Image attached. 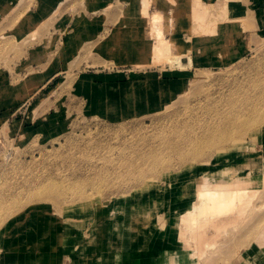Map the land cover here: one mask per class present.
<instances>
[{
  "label": "rangeland",
  "instance_id": "374dc122",
  "mask_svg": "<svg viewBox=\"0 0 264 264\" xmlns=\"http://www.w3.org/2000/svg\"><path fill=\"white\" fill-rule=\"evenodd\" d=\"M140 1L0 0V262L197 264L175 236L197 176L248 157L264 171L261 11L147 0L143 14ZM158 36L190 66L152 59ZM248 206L199 264H248L264 178Z\"/></svg>",
  "mask_w": 264,
  "mask_h": 264
},
{
  "label": "bare ground",
  "instance_id": "6f19581e",
  "mask_svg": "<svg viewBox=\"0 0 264 264\" xmlns=\"http://www.w3.org/2000/svg\"><path fill=\"white\" fill-rule=\"evenodd\" d=\"M140 2L142 3V8L140 9L142 10L141 13L146 14L148 6L147 4L149 2H147V0H141ZM192 12L195 18L197 17V19L200 21L203 20L202 11L200 12L196 9H193ZM158 14L160 15V13ZM156 18L158 17L156 16ZM151 53L152 59L156 61L166 60L168 63L174 64L180 69H184L191 64V58H188L186 62H183L182 58L185 55L183 53H173L171 50V45H169L167 41L161 39L160 37L154 43ZM254 118H257V116L255 115ZM249 121H243L242 123H246V125H252V123H254L252 120L251 123H249ZM225 138H228L227 135ZM204 141L206 143V139H204ZM200 147H202L201 143L198 144L194 150H199ZM158 161L159 160H152L150 164H158ZM144 165H147V163ZM140 167L141 166H139L137 169L140 170ZM246 168H251V172L249 173L247 171L248 173H242V170ZM261 168L262 165L258 160L253 162L251 158L248 157L245 159V162L241 164H230L214 169L206 168L204 173L197 176V185L193 190L195 197L194 201H191L189 205L184 207L180 214L175 217L176 240L184 248H195V251L191 252L190 256H201L199 259H196L197 264L201 262L203 263L206 261V258L209 259V257L213 255L214 251H211V249L218 247L216 251H221L223 246L225 247L232 241V238L234 239V236L237 234V224L242 222L241 219H243L245 215L249 213L248 210L251 205H248L249 203H253V198L256 196V193L258 194L262 178H264V171H262ZM150 197L151 196H148V198L144 197L146 200L142 201L141 203H147L148 200L151 199L150 206H147V208L149 211H153V209L157 207L155 205L157 201L155 200V197ZM137 203L140 204V202H135V205L131 206L130 210L126 213V219L130 221L128 227L129 231H133L134 235L136 230L141 227V224L136 223L135 220L131 218L134 215H142L144 211L143 209L145 208H139L136 206ZM250 209L253 210L254 208ZM254 210L252 212H254ZM252 212H250V214ZM253 216L251 214L249 218H252L250 220L249 218L246 219V224L249 223L248 220L251 222ZM46 224L48 227L50 226L48 222H46ZM235 229L236 231H234ZM224 231L228 232H225L226 235L223 238V244L220 243L221 245H218V241L220 240L219 238L221 235H224ZM239 232L240 231H238V233ZM262 239H264V230H262L260 238H258V242H260ZM249 243V248L253 254L251 258L248 259V264H264V240H262L259 245L252 240H250ZM202 256H205V258L202 259ZM0 264L15 263L0 262Z\"/></svg>",
  "mask_w": 264,
  "mask_h": 264
},
{
  "label": "crops",
  "instance_id": "0c3cea01",
  "mask_svg": "<svg viewBox=\"0 0 264 264\" xmlns=\"http://www.w3.org/2000/svg\"><path fill=\"white\" fill-rule=\"evenodd\" d=\"M190 2H192V1L190 0ZM205 2L206 3H204V4H206V5H208V4H210V5H217V4L222 3V0H205ZM201 4H203V3L201 2ZM248 4H251V5L255 4L256 9H258L259 11H261V13H262L261 17H262V19H264V0H248ZM220 8L222 9L223 6H221ZM193 9H192V11H193ZM209 10L210 9H208V11ZM184 16H185L184 17V21L186 23V26L185 27L189 29V28H191L190 27L191 26V24H190V18H191L190 7H189V10H186V13L184 14Z\"/></svg>",
  "mask_w": 264,
  "mask_h": 264
}]
</instances>
